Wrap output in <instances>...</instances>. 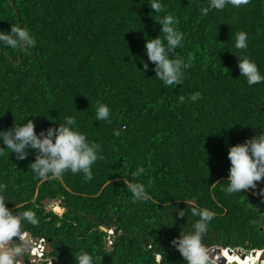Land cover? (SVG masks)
I'll return each instance as SVG.
<instances>
[{"label": "trees", "instance_id": "1", "mask_svg": "<svg viewBox=\"0 0 264 264\" xmlns=\"http://www.w3.org/2000/svg\"><path fill=\"white\" fill-rule=\"evenodd\" d=\"M162 3L185 34L175 55L195 57L184 83L167 89L144 50L145 38L158 36L161 27L151 0H0V30L25 25L37 40L30 55L0 49V130L32 119L39 134L73 115L103 149L90 181L69 172L40 182L30 170L34 152L25 160L8 158L7 149L0 156V179L10 182L13 198L37 210L39 227L26 228L52 240L58 264H75L81 249L101 257L97 264H185L170 243L194 219L172 211L188 209L183 199L217 213L208 245L264 250V180L255 192L221 191L228 146L264 129V84L249 87L237 57L248 56L264 73V0L210 9L206 16L200 10L209 0ZM240 31L249 37L244 50L234 47ZM196 92L200 99L193 103L188 97ZM97 101L110 107V123L94 120ZM138 165L145 168L140 179L152 182L145 203H133L125 185ZM56 199L65 210L61 216L44 204ZM14 203L6 206L15 211ZM166 212L172 225L163 224ZM109 228L118 232L106 245ZM222 252L223 264H262L250 253Z\"/></svg>", "mask_w": 264, "mask_h": 264}, {"label": "clouds", "instance_id": "2", "mask_svg": "<svg viewBox=\"0 0 264 264\" xmlns=\"http://www.w3.org/2000/svg\"><path fill=\"white\" fill-rule=\"evenodd\" d=\"M250 3L251 0H209V6L200 11L206 16L210 9L222 11L227 6L238 9ZM150 8L159 14L152 19L161 27L158 36L145 38L144 50L147 59L152 62L155 77L164 88L180 86L184 83L186 70L193 66L195 57L191 54L187 58L175 55L177 48L184 47L185 34L178 27L179 19L166 11L162 0H151ZM248 39L247 32H238L234 47L239 50L247 49ZM36 44L37 40L28 26L13 24L8 31L0 30V49L11 48L21 54L30 55ZM237 57L240 76L244 77L247 85L251 87L264 84V73L260 71L257 63L248 56ZM141 63L147 71L149 64L143 60ZM188 99L195 103L200 99V93L196 92ZM185 100L183 95L178 97L180 104L185 103ZM94 120L110 123V107L97 101ZM113 135L119 137L121 130L114 129ZM0 144V156H4V150L7 149L8 158L11 153L15 155L16 160H25L30 151L34 152L35 159L30 163V170L40 182L61 180L69 172L73 175L83 174L85 181H90L94 176L93 165L104 159L101 144L91 141L80 130L79 122L73 115H66L63 123H58L57 127L42 129L39 134L32 119L14 123L12 127L0 130ZM227 156L230 161L227 184L221 187V191L229 196L248 190L255 192L257 183L264 180V129L251 138H246L242 143L229 145ZM144 175L145 168L140 165L129 172V182L125 185L133 203H145L152 199V182L141 180ZM260 195L264 197V189L260 190ZM183 200L189 206L188 209L177 207L172 211L177 218L187 216L188 219L190 212L194 219H189L190 223L182 225L179 235L170 243L178 250L185 264H217L215 250L219 249V246L205 243L217 213L191 199ZM8 201L15 202V211L6 206ZM27 203L16 201L11 195L10 182L0 179V264H23L30 251L33 242L26 226L39 227L40 220L37 210L26 207ZM58 207L62 208L64 213L65 210L60 204ZM165 216L166 222L163 224L175 223L170 212H166ZM113 229L115 228L107 229L108 239L111 235L114 238ZM39 238L45 242L44 237ZM113 238L106 245H111ZM38 252L35 251L36 254ZM110 252L111 248H107L104 253ZM74 256L75 264H97V260L101 259L86 249L79 250Z\"/></svg>", "mask_w": 264, "mask_h": 264}, {"label": "flooded vegetation", "instance_id": "3", "mask_svg": "<svg viewBox=\"0 0 264 264\" xmlns=\"http://www.w3.org/2000/svg\"><path fill=\"white\" fill-rule=\"evenodd\" d=\"M26 230L33 244L27 256L24 258L23 264H58V255L54 254L52 240L50 238H45V242H42L41 246L43 251H41V254H36L35 251H38L37 239L40 236L34 235L33 231L28 228H26Z\"/></svg>", "mask_w": 264, "mask_h": 264}, {"label": "water", "instance_id": "4", "mask_svg": "<svg viewBox=\"0 0 264 264\" xmlns=\"http://www.w3.org/2000/svg\"><path fill=\"white\" fill-rule=\"evenodd\" d=\"M12 4V3H11ZM118 232V230L117 229H113V233H114V235H116V233ZM111 238H113V236L111 235L110 237H109V239L107 238V240H106V243L108 244L109 243V240L111 239ZM219 249H220V251H219ZM218 250H217V253H218V255H219V257L221 258V261H222V264H223V252L222 251H227L228 253H240V255H241V257L243 258V257H245V255L247 254V253H250V254H252V255H256L258 252L260 253V261L261 260H264V250H251V251H244V250H242V249H231L230 247H220ZM258 264H259V262H258Z\"/></svg>", "mask_w": 264, "mask_h": 264}, {"label": "rangeland", "instance_id": "5", "mask_svg": "<svg viewBox=\"0 0 264 264\" xmlns=\"http://www.w3.org/2000/svg\"><path fill=\"white\" fill-rule=\"evenodd\" d=\"M44 204H45V207L47 210H52L53 212H55L58 215H61L63 213L62 208L58 207V205L60 204V200H58V199L50 201V202L49 201L45 202ZM262 261L264 262V260H262ZM262 264H264V263H262Z\"/></svg>", "mask_w": 264, "mask_h": 264}, {"label": "built area", "instance_id": "6", "mask_svg": "<svg viewBox=\"0 0 264 264\" xmlns=\"http://www.w3.org/2000/svg\"><path fill=\"white\" fill-rule=\"evenodd\" d=\"M37 240H38V245L37 246H38V251H39L38 254H41V251H43L41 249L42 248L41 246H42L43 239L42 238H38Z\"/></svg>", "mask_w": 264, "mask_h": 264}, {"label": "bare ground", "instance_id": "7", "mask_svg": "<svg viewBox=\"0 0 264 264\" xmlns=\"http://www.w3.org/2000/svg\"><path fill=\"white\" fill-rule=\"evenodd\" d=\"M233 253H231V255H232ZM256 256V258L258 259V261H260V257L259 256H257V255H255ZM261 263H263L262 262V260L260 261Z\"/></svg>", "mask_w": 264, "mask_h": 264}]
</instances>
